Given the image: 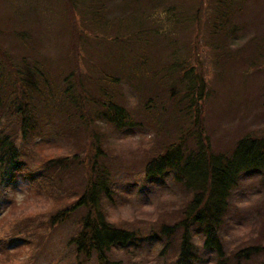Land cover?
I'll return each instance as SVG.
<instances>
[{
    "label": "trees",
    "instance_id": "16d2710c",
    "mask_svg": "<svg viewBox=\"0 0 264 264\" xmlns=\"http://www.w3.org/2000/svg\"><path fill=\"white\" fill-rule=\"evenodd\" d=\"M250 1L255 0L208 3L210 18L202 40L215 65L239 55L237 49L230 47L248 32ZM199 12L198 7L192 17L179 20L173 11L176 28L187 21L196 23ZM2 31L0 27V34ZM11 32L12 40L19 46L16 50L0 40V214L6 204H12L7 190L17 177L29 182L30 188L35 187L45 198L73 196L70 203L50 211L49 218L51 225L71 219L75 230L67 240L74 264H122L112 257L113 251L137 242L139 233L136 228L110 220V210L121 202L122 190L117 184L124 166L112 157L108 147L112 142L104 140L106 134L100 129L109 125L113 130L128 132L148 123L158 124L157 133L167 130L166 121L161 119L166 115L165 102L156 97L158 86L170 88L172 95L180 92L177 87L184 86V98L175 101L173 114L180 119L184 114L181 121L187 118L186 126L194 94L205 87L203 75L196 73V66L190 63L193 53L176 55L178 51L172 48V59L162 61L149 55L148 48L125 44L124 49L104 52L111 57L109 69L96 73L89 67L90 78L85 75L84 80L78 81L74 78L73 62L61 72H54L35 50L29 31ZM250 39L256 43L258 57L264 59V32L252 34ZM147 73L149 81L144 83ZM156 76L158 82L154 81ZM125 83L140 103L134 110L148 116L126 107ZM185 128L179 130L178 140L161 144L163 149L151 155L141 172L140 190L144 184L152 186L167 178L189 195L180 218L161 224L154 232L157 244L163 247L160 254L173 249L171 264H264V260L251 263L253 256L264 254V243L240 247L231 256L220 233L243 174H259L264 192V136L246 134L230 150L222 152L213 151L198 133L189 135L196 127ZM78 136L86 142L72 143L79 151L65 157L39 158L32 149L43 137L79 141ZM190 138H194L192 145ZM127 181V185L136 184ZM262 199L264 213V193ZM197 235L202 237L200 245L195 240ZM200 246L213 258L201 255Z\"/></svg>",
    "mask_w": 264,
    "mask_h": 264
},
{
    "label": "rangeland",
    "instance_id": "374dc122",
    "mask_svg": "<svg viewBox=\"0 0 264 264\" xmlns=\"http://www.w3.org/2000/svg\"><path fill=\"white\" fill-rule=\"evenodd\" d=\"M74 1L0 0V27L4 30L0 40L16 50L19 46L12 40L11 31H29L35 50L44 57L48 68L61 72L73 62L74 78L78 81L84 80L85 75L90 78L89 67L96 73L109 69L111 57L105 56L104 52L124 49L125 44L148 48L149 55L162 61L172 59V48L178 51L176 55H190L192 52L190 63L196 66L195 72L204 77L205 87L194 94L191 114L188 115L191 119L188 118L186 126L187 118L181 121L185 116L183 112L181 119L173 114L175 101L184 98V86L177 87L180 92L176 95L170 93V88L158 86L156 97L157 101L165 102L166 115L161 119L166 121L167 130L157 133L158 124L148 123L125 133L113 130L109 125L100 129L106 134L104 140L112 142L108 146L112 157L124 166L120 173L123 177L117 184L122 190L121 202L110 210V220L136 228L139 233L137 242L121 246L122 250L113 251L112 257L122 264H171L173 249L161 255L163 247L161 243L157 244L154 232L161 224L180 218L189 195L167 178L152 186L144 184L140 190L143 166L151 155L163 149V145L178 140L181 127H196L189 135L198 133L213 151L222 152L230 150L235 141L246 134L264 136V59L258 57L256 43L250 39V35L264 32V0L248 3V32L230 47L237 49L239 55L221 65L212 62L202 40L203 29L208 26L210 18L208 3L211 0ZM80 5H83L82 9ZM198 7L200 12L196 23L187 21L176 28L173 11L182 20L192 17ZM144 77L147 78L144 83H147L150 74ZM154 81L158 82L157 76ZM123 88L126 107L136 114L140 112L141 116H148L134 110L140 103L130 85L125 83ZM78 139L43 137L32 149L39 158L65 157L79 151L72 143L86 142L79 136ZM193 141L194 138H190L189 145ZM32 157H35L34 152ZM16 179L7 190L12 204L9 207L6 204L4 213L0 214V264H74L73 251L67 240L75 230L71 219L51 225L49 218L50 211L52 213L57 207L68 204L74 197L66 198L61 194L57 199L45 198L35 187L30 188L29 182L19 177ZM128 179L129 183L136 184H125ZM241 179L232 194L229 213L220 231L231 256L240 247L264 243V192L260 175L243 174ZM195 240L200 245L201 235ZM200 253L204 257L212 255L201 246ZM262 260L264 254L256 255L251 263Z\"/></svg>",
    "mask_w": 264,
    "mask_h": 264
},
{
    "label": "bare ground",
    "instance_id": "6f19581e",
    "mask_svg": "<svg viewBox=\"0 0 264 264\" xmlns=\"http://www.w3.org/2000/svg\"><path fill=\"white\" fill-rule=\"evenodd\" d=\"M70 203V202H69Z\"/></svg>",
    "mask_w": 264,
    "mask_h": 264
}]
</instances>
